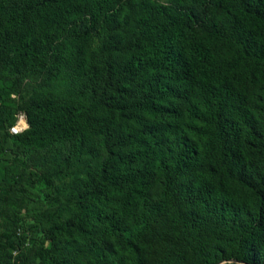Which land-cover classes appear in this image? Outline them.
<instances>
[{"label":"trees","instance_id":"trees-1","mask_svg":"<svg viewBox=\"0 0 264 264\" xmlns=\"http://www.w3.org/2000/svg\"><path fill=\"white\" fill-rule=\"evenodd\" d=\"M0 75L52 161L31 257L0 186V264H264V0H0Z\"/></svg>","mask_w":264,"mask_h":264},{"label":"rangeland","instance_id":"rangeland-1","mask_svg":"<svg viewBox=\"0 0 264 264\" xmlns=\"http://www.w3.org/2000/svg\"><path fill=\"white\" fill-rule=\"evenodd\" d=\"M9 83L10 79L0 75V103L7 95L12 99L18 97V93L11 90ZM0 146V186L12 187L20 202L21 218L16 230L19 238L13 252L19 251L31 257L40 241L48 206L44 201L45 190L30 184L28 180L38 179L51 166L52 161L39 157L41 150L25 148L10 139L1 141V131Z\"/></svg>","mask_w":264,"mask_h":264},{"label":"built area","instance_id":"built-area-1","mask_svg":"<svg viewBox=\"0 0 264 264\" xmlns=\"http://www.w3.org/2000/svg\"><path fill=\"white\" fill-rule=\"evenodd\" d=\"M28 126L26 115L24 112L19 111L16 114L15 122L9 127L11 133H18Z\"/></svg>","mask_w":264,"mask_h":264}]
</instances>
